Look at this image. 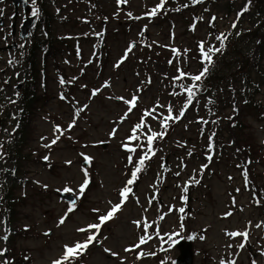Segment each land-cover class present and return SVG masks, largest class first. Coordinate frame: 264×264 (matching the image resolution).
Masks as SVG:
<instances>
[{"label": "rangeland", "instance_id": "374dc122", "mask_svg": "<svg viewBox=\"0 0 264 264\" xmlns=\"http://www.w3.org/2000/svg\"><path fill=\"white\" fill-rule=\"evenodd\" d=\"M55 2L59 19L70 17L82 19L84 23L59 22L53 29L57 37L68 38L74 47L58 48L47 56L49 100L38 108L31 149L43 152L44 161L49 159L47 162L59 169L50 172L42 166L41 159L24 165L35 186L16 193L19 197L27 196L20 202L17 226L31 229L28 238L18 239L16 246L20 251H29L34 259L32 264H62L86 247L90 252L86 264H133L130 250L138 242V229L144 225L146 238L139 251L147 259L140 264H158L162 258H166L165 264H173L180 253L177 249L168 251L166 236L177 231H181L183 240H194L198 253L195 264H219V261L249 264V253L242 244H237L241 247L239 250H232L233 242L240 238L233 240L230 234L234 230H239V234L247 232L253 238L251 250L256 251V256L264 252V206L254 209L249 196L255 190L253 183L264 187V162L251 167V191L243 194L245 187L239 172H250L239 150V133L229 128V118L224 116L221 129L226 132L219 137L221 150L216 152L211 170L200 171V165L206 163L207 131L201 134V122L207 117V111L203 107L189 108V101L177 92L174 83L180 67L191 76L198 75L191 49L195 37H207L208 19L200 21L192 35L187 30L190 12L187 18L177 17L171 19L172 25L163 26L156 15L147 14V10L158 6L159 0ZM225 6L214 7L210 13L213 19L217 15L224 31L233 21V17L230 21L222 17ZM12 13L0 0V16L10 17ZM2 21L0 46H5L1 30L7 31L12 21L4 18ZM97 36L105 38L110 48V56L103 58L101 67L97 63L91 65ZM177 48L180 53L175 55L172 50ZM59 64L68 76L67 84L75 86V102L58 103L60 85L65 80L56 68ZM16 96L10 91L8 97L15 99ZM261 100L264 103V97ZM219 101L221 109L234 102L227 86ZM53 116L60 118L58 124L54 123L59 127L58 134L51 122ZM162 123L171 125L167 133ZM251 125L255 131L246 132L247 140L255 154L262 157L264 131L254 122ZM135 130L151 142L157 135L164 136L162 145L165 144L137 198L123 205L117 218L103 229L94 230L97 235L86 238L85 227L96 222V213L105 214L110 210L119 201L120 189L125 187L124 147L135 154L136 160L141 158L136 145L145 144L144 140L137 141ZM78 138L77 145L71 146V141ZM90 178L87 207L70 213V204L60 199V195L78 198ZM191 184L192 198L184 205L179 197ZM179 209H187L188 214L180 217ZM225 214L230 217L225 219ZM208 253L215 260L213 263L207 258ZM8 254V243L0 241V264H9Z\"/></svg>", "mask_w": 264, "mask_h": 264}, {"label": "trees", "instance_id": "16d2710c", "mask_svg": "<svg viewBox=\"0 0 264 264\" xmlns=\"http://www.w3.org/2000/svg\"><path fill=\"white\" fill-rule=\"evenodd\" d=\"M46 0H40L39 6H40V13H39V19H38V26H44L46 32L50 34V36L47 35V39H45V36L37 37L36 33H34L32 40L33 43L29 47V56L27 58V71L29 75H31V79L26 83L25 85V96L24 100L22 99V103L25 106V108L30 109V104L35 102L37 100L36 96V81H35V74L38 73L37 70V60H36V54L38 50L41 48L42 41L48 42L52 44V35H51V29L50 26L52 25V16L48 12L46 5L44 4ZM51 40V42H50ZM241 42V36L238 35V33H234L229 37L228 46H233L234 48H237L239 43ZM228 50H231V48H226L225 52L219 57H217V61L214 63L213 67L211 68L209 74L207 75V78L205 80V86H208L209 84L212 85V83H217L220 79V77L225 72L223 70V66L226 63L225 59L227 58V52ZM28 131L25 127V123L21 122L16 136L13 137L10 146H9V154L10 158L12 160L17 161L18 158H21V150L22 146L26 143L28 138ZM144 172V171H143ZM142 172V174H143ZM140 179L137 181V183H140ZM4 183L0 186V195H2L3 202L5 203V211L4 215L7 219V223L10 225L13 223L14 216H15V209H13V189L18 184H25L27 182L19 180V177L17 175H11L8 172L4 171L2 172Z\"/></svg>", "mask_w": 264, "mask_h": 264}, {"label": "water", "instance_id": "95a60500", "mask_svg": "<svg viewBox=\"0 0 264 264\" xmlns=\"http://www.w3.org/2000/svg\"><path fill=\"white\" fill-rule=\"evenodd\" d=\"M13 1L15 3L16 7H19L21 4H23L25 6V8H26L27 13L29 12V10L27 9L26 0H13ZM33 20L34 19H30L26 23V25H25V27L23 29L24 36L27 35V33L29 32V29H30V26L33 23ZM183 251H184L183 261L181 259L179 264H192V255L193 254L191 253L190 247H189V249H187V253H185V250H183Z\"/></svg>", "mask_w": 264, "mask_h": 264}]
</instances>
